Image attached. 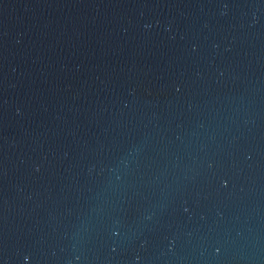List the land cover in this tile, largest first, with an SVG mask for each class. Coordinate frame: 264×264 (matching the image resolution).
Returning a JSON list of instances; mask_svg holds the SVG:
<instances>
[{
    "label": "water",
    "instance_id": "water-1",
    "mask_svg": "<svg viewBox=\"0 0 264 264\" xmlns=\"http://www.w3.org/2000/svg\"><path fill=\"white\" fill-rule=\"evenodd\" d=\"M0 264H264V0H0Z\"/></svg>",
    "mask_w": 264,
    "mask_h": 264
}]
</instances>
